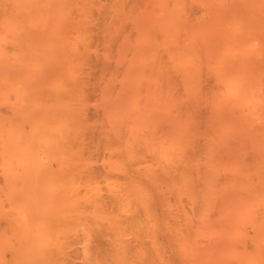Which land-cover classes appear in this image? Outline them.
<instances>
[{
    "label": "bare ground",
    "instance_id": "bare-ground-1",
    "mask_svg": "<svg viewBox=\"0 0 264 264\" xmlns=\"http://www.w3.org/2000/svg\"><path fill=\"white\" fill-rule=\"evenodd\" d=\"M0 264H264V0H0Z\"/></svg>",
    "mask_w": 264,
    "mask_h": 264
}]
</instances>
